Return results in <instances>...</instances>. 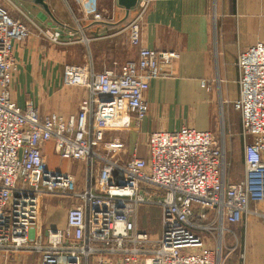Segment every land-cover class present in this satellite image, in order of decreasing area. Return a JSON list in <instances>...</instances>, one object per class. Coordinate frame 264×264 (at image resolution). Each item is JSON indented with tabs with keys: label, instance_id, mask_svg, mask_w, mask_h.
Segmentation results:
<instances>
[{
	"label": "built area",
	"instance_id": "2783aa9c",
	"mask_svg": "<svg viewBox=\"0 0 264 264\" xmlns=\"http://www.w3.org/2000/svg\"><path fill=\"white\" fill-rule=\"evenodd\" d=\"M151 1L138 0V11L125 28L129 44L138 49L136 62L119 68L113 64L100 72L91 62L63 67V84L84 88L89 100L76 114L62 119L42 117L30 103L20 109L11 99L13 43L26 39L30 31L11 19L0 0V252L4 256L33 252L39 264H215L213 256L220 249H209L197 232L221 234L225 222L236 225L248 216L259 218L264 226V44L240 53L236 62L239 93L233 107L240 114L244 162L239 183H227L224 145L210 131L182 127L150 133L144 156L137 143L127 154L125 143L111 136L127 130L131 117L136 126L145 119L149 81L167 76L165 66L176 58L174 53L141 47L140 23ZM73 2L81 20L106 19L97 0ZM50 24L48 40L54 44L60 33ZM48 145L59 163L84 164L87 178L81 190L75 188L70 173L49 168L44 154ZM159 195L161 199L154 202ZM44 196L69 200L66 223L62 230H49L44 244H36L30 233L39 224ZM149 204L161 212L157 241L129 220Z\"/></svg>",
	"mask_w": 264,
	"mask_h": 264
},
{
	"label": "crops",
	"instance_id": "0c3cea01",
	"mask_svg": "<svg viewBox=\"0 0 264 264\" xmlns=\"http://www.w3.org/2000/svg\"><path fill=\"white\" fill-rule=\"evenodd\" d=\"M60 1L69 5L67 0ZM5 2L7 10L14 11L30 31L26 39L14 42L12 49L16 67L10 96L20 109L30 103L42 117L55 115L67 119L76 114L89 96L84 88L63 84L65 65L91 62L93 69L100 72L113 64L119 68L137 61L138 49L129 44L125 29L133 9L126 15L117 0H97L99 12L106 17L100 22L81 20L77 11L70 24L48 17L56 25L54 31L60 33L54 44L42 33L45 30L49 35L52 30L36 18L38 13L39 17H47L39 8L20 0L25 7L22 11L12 0ZM48 3L51 8L50 0ZM72 4L76 7L73 0ZM140 35L142 48L174 53L176 58L165 66L167 76L149 81L144 94L148 107L145 119L136 126L131 117L127 130L111 136L125 143L128 154L135 143L139 146V141L144 142L150 133L175 132L182 127L210 131L224 145L227 183H239L244 162L240 114L233 107L239 93L236 62L240 53L264 44V0H152L140 23ZM236 142L239 157L232 163L230 146ZM262 157L264 162V153ZM47 211L49 215L42 216L30 233L36 244L45 243L49 230L65 227L64 209L55 204ZM222 228L227 231L222 238L218 230L212 235L197 233L210 248L224 251L223 264H264L262 220L248 216L236 225L225 222ZM1 254L0 264H19L20 253L6 258Z\"/></svg>",
	"mask_w": 264,
	"mask_h": 264
},
{
	"label": "rangeland",
	"instance_id": "374dc122",
	"mask_svg": "<svg viewBox=\"0 0 264 264\" xmlns=\"http://www.w3.org/2000/svg\"><path fill=\"white\" fill-rule=\"evenodd\" d=\"M2 1H3V7H5V9L7 10V7L4 5V4H6L5 0H2ZM12 2H13V5H15L16 7H18V5H20L21 7L20 6L19 7L21 8L22 11L25 10V7L21 5L20 0H12ZM50 2H51L50 10H51V12L53 11L52 12L53 18H55V19L58 18L60 20H63L65 23L70 24L71 23L70 21H72V19H73L72 16L76 15V7H75V5L72 4V0H67V2L69 4L67 6H65V4H63L62 1H60V0H50ZM137 2H138V0H137ZM22 11L18 10V14H20L21 16H23ZM137 11H138V8L133 9L132 19L134 18ZM7 13L11 17V19H13L15 22H18L20 20L19 16H17V14L14 11H12L11 9L7 10ZM32 14H31V16H33ZM40 17L43 18L44 16L40 15ZM40 17H39V13H38L36 18L39 21H41L43 25H45L47 27H49V25H51L50 24L51 20L48 17H45L44 20H42ZM42 33L47 38H49V35L46 33L45 30H43ZM42 33H40V34H42ZM145 148H146L145 147V141L144 142H143V140L139 141V153L141 156H144ZM44 154H45V157H46V160H47V163H48V166L50 169L57 170L60 168V170L63 171L69 167V169L65 170V172L67 171V173H70L73 176V183L75 185V188H79L81 190L85 186L87 177L84 174L85 166L83 163L66 162V161L59 163L57 157L54 155V153L52 151L51 145H48L46 147ZM230 157H231V161H233L232 163L236 162L238 157H239V146L237 145V142L234 145L230 146ZM54 166H57V168H55ZM159 199H161L160 195L154 198V202H157ZM68 201L69 200L64 199V198L49 197V196H44V197L40 198L39 220L42 219V216L47 217L49 215V211H47V210L55 204H57V206H59L60 209H64L66 212V209L68 206L67 205ZM160 215H161L160 208L156 204H149V205L141 206L138 209V211H136V214L134 211L132 213V215L129 217V220H131L135 223L137 230L147 233L153 241H157L159 236H160V233H161ZM226 232H227L226 230L222 231V233L220 234L221 238L224 237L223 235H224V233L226 234ZM206 234H208V233H206ZM23 252L18 254L19 264H26L27 262L29 264H39V258H38V255L36 253H33V252L25 253V251H23ZM1 255L3 256V258H6L10 254H7L6 256H4V254H1ZM224 255H225L224 251L221 252V250H220L218 254H216V252H215V255L213 256L214 263L215 264L216 263L217 264H223L224 260H225ZM140 258L146 259V258H148V255L141 256ZM14 259L16 260V257H14ZM1 264H3V263H1Z\"/></svg>",
	"mask_w": 264,
	"mask_h": 264
},
{
	"label": "water",
	"instance_id": "95a60500",
	"mask_svg": "<svg viewBox=\"0 0 264 264\" xmlns=\"http://www.w3.org/2000/svg\"><path fill=\"white\" fill-rule=\"evenodd\" d=\"M29 1L31 4L39 8L47 17L50 19L54 20L50 8H49V3L48 0H26ZM137 0H117V5L122 7L126 15L136 7Z\"/></svg>",
	"mask_w": 264,
	"mask_h": 264
},
{
	"label": "bare ground",
	"instance_id": "6f19581e",
	"mask_svg": "<svg viewBox=\"0 0 264 264\" xmlns=\"http://www.w3.org/2000/svg\"><path fill=\"white\" fill-rule=\"evenodd\" d=\"M44 18H45V16L43 18H41V19L44 20ZM119 231H121V228H117V232H119ZM209 249H211V248L209 247Z\"/></svg>",
	"mask_w": 264,
	"mask_h": 264
}]
</instances>
